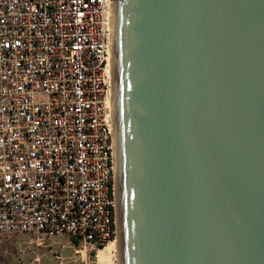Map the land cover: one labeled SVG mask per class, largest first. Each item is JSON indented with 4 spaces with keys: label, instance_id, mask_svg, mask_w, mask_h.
<instances>
[{
    "label": "water",
    "instance_id": "1",
    "mask_svg": "<svg viewBox=\"0 0 264 264\" xmlns=\"http://www.w3.org/2000/svg\"><path fill=\"white\" fill-rule=\"evenodd\" d=\"M120 264H264V0H112Z\"/></svg>",
    "mask_w": 264,
    "mask_h": 264
},
{
    "label": "built area",
    "instance_id": "2",
    "mask_svg": "<svg viewBox=\"0 0 264 264\" xmlns=\"http://www.w3.org/2000/svg\"><path fill=\"white\" fill-rule=\"evenodd\" d=\"M113 149L112 0H0V234L114 242Z\"/></svg>",
    "mask_w": 264,
    "mask_h": 264
},
{
    "label": "rangeland",
    "instance_id": "3",
    "mask_svg": "<svg viewBox=\"0 0 264 264\" xmlns=\"http://www.w3.org/2000/svg\"><path fill=\"white\" fill-rule=\"evenodd\" d=\"M116 233L114 242L117 241ZM65 244V239H61L50 247L39 246L33 236L0 234V264H60L56 255L64 259L63 264H97V253L94 256H75ZM115 263H118L117 259Z\"/></svg>",
    "mask_w": 264,
    "mask_h": 264
},
{
    "label": "bare ground",
    "instance_id": "4",
    "mask_svg": "<svg viewBox=\"0 0 264 264\" xmlns=\"http://www.w3.org/2000/svg\"><path fill=\"white\" fill-rule=\"evenodd\" d=\"M97 264H120L118 240L99 249L97 252Z\"/></svg>",
    "mask_w": 264,
    "mask_h": 264
},
{
    "label": "trees",
    "instance_id": "5",
    "mask_svg": "<svg viewBox=\"0 0 264 264\" xmlns=\"http://www.w3.org/2000/svg\"><path fill=\"white\" fill-rule=\"evenodd\" d=\"M99 249H102V247H100ZM95 255V253H92V256H94Z\"/></svg>",
    "mask_w": 264,
    "mask_h": 264
}]
</instances>
